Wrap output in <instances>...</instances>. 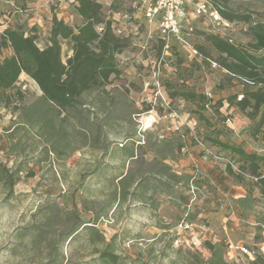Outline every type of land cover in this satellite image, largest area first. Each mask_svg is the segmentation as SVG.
<instances>
[{"label": "rangeland", "instance_id": "rangeland-1", "mask_svg": "<svg viewBox=\"0 0 264 264\" xmlns=\"http://www.w3.org/2000/svg\"><path fill=\"white\" fill-rule=\"evenodd\" d=\"M105 1H100L102 11L111 20L117 11L132 12L131 0ZM215 1L223 10L247 12L264 23V0ZM72 5L69 0H0V32L21 26L35 33L43 48L49 44L53 14L69 24L81 22ZM138 24L130 19L123 28L118 23L130 45L116 56L120 74L105 86L108 98L99 90L85 94L82 116L57 117L59 128L49 140L40 134L39 112L25 118L26 107L37 106L41 96L29 76L20 75L11 90H20L22 98L0 106V164L13 179L8 188L0 178V264H192L195 250L210 256L205 241L221 246L228 262L264 264V225L259 222L264 191L240 170L237 155L209 140L264 155V141L250 134L257 118L227 102L217 112L212 107L217 97H240L246 86L218 64L205 34L245 45L250 40L247 24L191 13L181 33L188 48L173 39L162 41L156 24L150 34ZM197 44L209 48L212 57L200 54ZM10 53L0 51V60ZM68 53L69 43L63 41V60ZM174 91L196 97L185 100L172 96ZM202 95L215 96L206 110H201ZM159 139L172 143L174 157L165 161L188 182L173 185L169 193L148 191L139 202L133 179L150 170L146 162L155 157ZM126 173L120 183L118 176ZM67 211L93 222L96 231L80 229L62 241L60 232L70 222ZM49 214L53 218L46 223ZM182 222L190 229L181 230ZM34 227L41 231L39 237ZM229 243L246 246L251 259L229 251ZM109 251L117 255L115 261L104 256Z\"/></svg>", "mask_w": 264, "mask_h": 264}, {"label": "trees", "instance_id": "trees-1", "mask_svg": "<svg viewBox=\"0 0 264 264\" xmlns=\"http://www.w3.org/2000/svg\"><path fill=\"white\" fill-rule=\"evenodd\" d=\"M59 1V0H56ZM73 10L81 18L79 24H69L53 14L49 31V44L40 48L36 40V34L27 33L21 26L6 27L0 32V51L10 49L11 53L0 60V106L6 107L13 102L16 96L22 98L20 90L13 93L15 83L19 76L25 73L38 86L41 91L37 106H27L26 120H31V111L42 119L41 132L46 140L54 136L56 127L54 120L64 114L71 116H82V101L85 94L99 90L107 99L109 93L105 86L110 82L111 76H118L120 68L117 62V54L121 53L129 45L127 36L117 35L112 29V20L102 11V4L97 0H75ZM115 7V6H114ZM24 9L23 7H20ZM221 17L227 20H240L247 24L246 34L250 40L245 45L237 44L229 39L221 37L215 33H204L205 42L208 43L211 50L217 56L215 60L232 77L238 78L245 84V89L240 97L237 94H231L226 97H217L212 104L214 111H219L224 102L230 106H235L238 110L246 113L251 119H256L251 135L260 136L264 141V23L255 22L251 14L247 12H234L229 10H220ZM101 25V29L97 27ZM69 40L71 44V54L62 59V42ZM162 40V39H161ZM163 41V40H162ZM195 49L204 57L211 58L209 48L197 44ZM172 96H181L185 100H193L196 95L190 91H174ZM215 96L207 99L201 96V110L211 104ZM33 107V108H32ZM37 107H41L37 109ZM33 109V110H32ZM74 114V115H73ZM29 115V116H27ZM200 117L212 125L209 118L202 112ZM59 128V127H58ZM57 129V128H56ZM131 137V136H128ZM213 145L223 150H229L238 156L240 161V170L253 176L254 185L264 191V155L256 152H250L243 149L242 146L219 140L218 138L209 139ZM155 157L146 163L150 165V170L139 173L134 176L135 186L133 193H136L135 199L142 201L148 191L169 193L173 185L177 183H187L185 175L174 172L165 160L173 159L174 147L168 140H155ZM122 147V146H121ZM182 145L177 146L179 150ZM130 157L138 156L131 154ZM141 160H144L141 158ZM145 161V160H144ZM7 168L0 164V178L6 179L5 185L12 187L13 179L11 174H5ZM233 173L232 170H229ZM125 175L118 176L120 183L126 179ZM241 180L243 176H236ZM138 193V194H137ZM244 198H241L243 200ZM68 216L69 227L63 229L60 233L62 241L68 238L72 239L74 234L80 229L96 231L93 222L83 221L74 211L65 212ZM53 218L47 215L45 222L48 223ZM259 222L264 225V215ZM88 223V224H87ZM36 237L40 236L38 227H34ZM110 242H107L108 246ZM204 245L210 252L208 258H204L199 251L192 252L194 262L192 264H238L228 262L223 258V249L221 246L214 247L211 242L205 241ZM245 255L248 259L252 256ZM239 255V256H243ZM104 256L115 261L117 255L112 252H106ZM187 264V263H184Z\"/></svg>", "mask_w": 264, "mask_h": 264}, {"label": "built area", "instance_id": "built-area-1", "mask_svg": "<svg viewBox=\"0 0 264 264\" xmlns=\"http://www.w3.org/2000/svg\"><path fill=\"white\" fill-rule=\"evenodd\" d=\"M131 14L123 11H117V16L113 17L112 29L117 35H124L122 28L118 27V23L126 28L125 25L130 19L139 21L138 26L145 27L150 34L151 26L156 24L157 32L163 41L173 39L183 47L188 48L189 44L181 36L184 29L183 24L189 15L195 14L199 17L211 18L219 21L221 19L220 10L222 5L215 0H131ZM19 12L24 9L18 8ZM140 14L139 16L137 14ZM137 23V22H135ZM168 42V41H166ZM196 52V50H193ZM25 87V85H23ZM181 230H189L190 224L182 222L179 224ZM229 251H235L238 255L247 254L251 256L249 250L244 245H233L229 243Z\"/></svg>", "mask_w": 264, "mask_h": 264}, {"label": "crops", "instance_id": "crops-1", "mask_svg": "<svg viewBox=\"0 0 264 264\" xmlns=\"http://www.w3.org/2000/svg\"><path fill=\"white\" fill-rule=\"evenodd\" d=\"M61 0H59V2H60ZM100 1H102V0H98V2H100ZM108 1L109 2H111V0H106L105 1V3H108ZM58 2V1H57ZM69 2L70 3H73V2H75V0H69ZM101 3V2H100ZM102 4V3H101ZM56 5H57V3H56ZM62 5V4H61ZM65 42H66V45L69 43V53L67 54V56H69L70 54H71V44H70V41L69 40H64ZM21 75H26L25 73H22ZM27 76V75H26Z\"/></svg>", "mask_w": 264, "mask_h": 264}]
</instances>
